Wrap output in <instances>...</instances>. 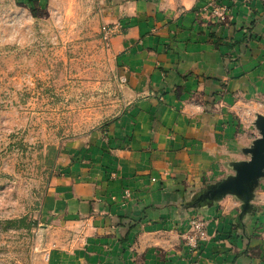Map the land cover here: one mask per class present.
<instances>
[{
	"label": "crops",
	"instance_id": "0c3cea01",
	"mask_svg": "<svg viewBox=\"0 0 264 264\" xmlns=\"http://www.w3.org/2000/svg\"><path fill=\"white\" fill-rule=\"evenodd\" d=\"M98 1L92 22L119 27L101 39L126 97L66 145L39 210L52 239L40 264H186L191 216L206 224L199 264H264L263 181L246 211L235 195L205 197L246 160L235 112L253 102L264 115V3Z\"/></svg>",
	"mask_w": 264,
	"mask_h": 264
},
{
	"label": "rangeland",
	"instance_id": "374dc122",
	"mask_svg": "<svg viewBox=\"0 0 264 264\" xmlns=\"http://www.w3.org/2000/svg\"><path fill=\"white\" fill-rule=\"evenodd\" d=\"M98 3L0 0V264L42 262L52 239L39 210L66 145L123 108L124 82L92 22ZM246 105L234 134L250 148L263 114Z\"/></svg>",
	"mask_w": 264,
	"mask_h": 264
},
{
	"label": "water",
	"instance_id": "95a60500",
	"mask_svg": "<svg viewBox=\"0 0 264 264\" xmlns=\"http://www.w3.org/2000/svg\"><path fill=\"white\" fill-rule=\"evenodd\" d=\"M260 136L253 145L246 149L249 160L234 165L235 174L211 187L205 193L207 199H216L225 194H232L243 202L242 209H249L253 190L260 178L264 177V116L257 115L254 122Z\"/></svg>",
	"mask_w": 264,
	"mask_h": 264
},
{
	"label": "built area",
	"instance_id": "2783aa9c",
	"mask_svg": "<svg viewBox=\"0 0 264 264\" xmlns=\"http://www.w3.org/2000/svg\"><path fill=\"white\" fill-rule=\"evenodd\" d=\"M248 3L253 0H243ZM264 1V0H262ZM229 8L226 5H213L211 11L212 16L220 21L226 19V14ZM119 27L117 25H104L101 28V37L108 44L110 39L119 33ZM124 81V79H122ZM207 237L206 224L205 221L198 216H191L188 220V230L183 234V241L190 252V258L186 264H199V262L194 259L200 243L205 241Z\"/></svg>",
	"mask_w": 264,
	"mask_h": 264
},
{
	"label": "trees",
	"instance_id": "16d2710c",
	"mask_svg": "<svg viewBox=\"0 0 264 264\" xmlns=\"http://www.w3.org/2000/svg\"><path fill=\"white\" fill-rule=\"evenodd\" d=\"M34 12V11H33ZM34 14V13H33Z\"/></svg>",
	"mask_w": 264,
	"mask_h": 264
}]
</instances>
